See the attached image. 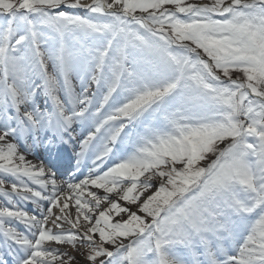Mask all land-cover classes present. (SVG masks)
<instances>
[{
  "label": "snow or ice",
  "instance_id": "snow-or-ice-1",
  "mask_svg": "<svg viewBox=\"0 0 264 264\" xmlns=\"http://www.w3.org/2000/svg\"><path fill=\"white\" fill-rule=\"evenodd\" d=\"M0 264H264V0H0Z\"/></svg>",
  "mask_w": 264,
  "mask_h": 264
},
{
  "label": "bare ground",
  "instance_id": "bare-ground-1",
  "mask_svg": "<svg viewBox=\"0 0 264 264\" xmlns=\"http://www.w3.org/2000/svg\"><path fill=\"white\" fill-rule=\"evenodd\" d=\"M74 83H76L74 81ZM37 153H38V156L39 157H43L44 156V150L43 148H38L37 149ZM30 160H32L33 162H36L37 161V156H29L28 157ZM29 210L33 207L32 205H27L26 206ZM54 212H58V209H54ZM21 230H23V226L22 225H17Z\"/></svg>",
  "mask_w": 264,
  "mask_h": 264
},
{
  "label": "rangeland",
  "instance_id": "rangeland-1",
  "mask_svg": "<svg viewBox=\"0 0 264 264\" xmlns=\"http://www.w3.org/2000/svg\"><path fill=\"white\" fill-rule=\"evenodd\" d=\"M189 2H196V3H209L210 0H189Z\"/></svg>",
  "mask_w": 264,
  "mask_h": 264
}]
</instances>
